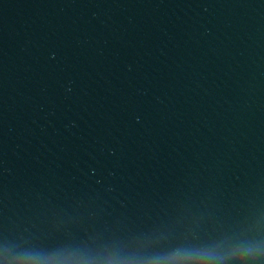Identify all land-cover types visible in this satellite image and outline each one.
Returning a JSON list of instances; mask_svg holds the SVG:
<instances>
[{"label":"clouds","instance_id":"1","mask_svg":"<svg viewBox=\"0 0 264 264\" xmlns=\"http://www.w3.org/2000/svg\"><path fill=\"white\" fill-rule=\"evenodd\" d=\"M106 264H135V262L108 261ZM143 264H195V262L184 258H157Z\"/></svg>","mask_w":264,"mask_h":264}]
</instances>
